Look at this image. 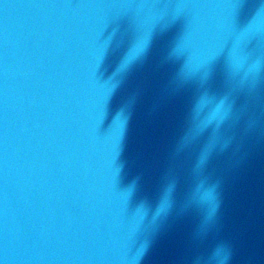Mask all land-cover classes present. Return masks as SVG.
I'll list each match as a JSON object with an SVG mask.
<instances>
[{
	"label": "water",
	"instance_id": "water-1",
	"mask_svg": "<svg viewBox=\"0 0 264 264\" xmlns=\"http://www.w3.org/2000/svg\"><path fill=\"white\" fill-rule=\"evenodd\" d=\"M236 7L0 0V264H191L217 243L230 264H264V0ZM235 39L239 73L227 66ZM148 42L118 74L119 55ZM204 95L219 209L198 240L178 208H137L154 209L161 176L178 170L175 146Z\"/></svg>",
	"mask_w": 264,
	"mask_h": 264
},
{
	"label": "clouds",
	"instance_id": "clouds-1",
	"mask_svg": "<svg viewBox=\"0 0 264 264\" xmlns=\"http://www.w3.org/2000/svg\"><path fill=\"white\" fill-rule=\"evenodd\" d=\"M248 2L249 0H237L234 13L237 10H243ZM230 36L231 33L220 40L216 52L208 62L225 51ZM240 43L235 39L227 54V66L232 73H239L244 68V56ZM148 46L149 42L139 54L131 58L130 50L133 45L120 54L116 64V72L118 74L126 73L146 54ZM234 52L238 57L236 60H234ZM205 78H207V74ZM204 98H207L210 103L201 109V102ZM212 103L213 99L204 95L198 99L192 108L190 126L181 135L175 146L178 170L161 176L154 190L155 208L144 204L137 208V210H143L144 217L152 212L156 218L167 217L174 209L178 208L181 214L191 215L198 221L194 231L198 240L208 238L211 231L210 225L215 220L219 209L218 185L212 181L208 171L209 162L217 146V133L215 130L209 132L211 123L203 126L201 122L204 119L200 118L201 113ZM198 109L199 114H197ZM136 183L134 180L131 185L133 190ZM231 258V249L223 243H217L198 254L191 264H230Z\"/></svg>",
	"mask_w": 264,
	"mask_h": 264
}]
</instances>
